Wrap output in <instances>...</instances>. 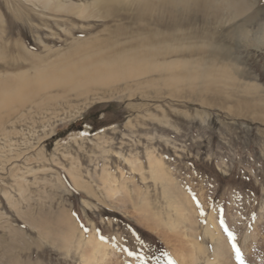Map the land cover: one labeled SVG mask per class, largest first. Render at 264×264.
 I'll return each instance as SVG.
<instances>
[{
    "label": "rangeland",
    "instance_id": "rangeland-1",
    "mask_svg": "<svg viewBox=\"0 0 264 264\" xmlns=\"http://www.w3.org/2000/svg\"><path fill=\"white\" fill-rule=\"evenodd\" d=\"M164 1L0 0V80L20 82L0 94V264H239L224 227L245 264H264V72L234 76L242 88L227 99L173 95L157 78L82 83L57 69L95 44L139 52L151 37L164 44L168 33L193 28L220 33L240 68L250 62L226 34L240 20L175 31ZM253 6L264 9V0ZM82 129L89 134L72 136ZM150 154L164 179L150 171Z\"/></svg>",
    "mask_w": 264,
    "mask_h": 264
},
{
    "label": "bare ground",
    "instance_id": "bare-ground-1",
    "mask_svg": "<svg viewBox=\"0 0 264 264\" xmlns=\"http://www.w3.org/2000/svg\"><path fill=\"white\" fill-rule=\"evenodd\" d=\"M254 1L255 0L164 1L166 4L164 5L167 8V20L165 23L167 29H174L176 31L177 27H187L197 20L213 24H215V22H220L222 18L227 20H240L239 25H233L226 34L230 33L229 43H242L243 48L248 51L250 57V60L249 58L248 60L250 62L246 63L247 66H241L240 68L238 66V60L231 56V49H223L222 46L218 44L216 38L217 36H221L220 33H215L216 37L214 33H212V36L207 37V33L193 28L192 30H179V32L176 33H168L164 36V39H162L164 44H159L162 43L159 42L160 39L151 37V42H149L150 40L148 39L146 44H140L141 48H147L139 52H130L129 48L124 47L111 49L108 48L107 45L95 44V46L86 48L87 50L85 52L83 51L81 54H78L72 62L69 60L71 63L65 64L70 67L57 68V66L56 68L58 70H63L67 74L71 71H75L76 77L74 80H82V83H86L90 78H115V81L122 80L124 84L127 85L129 82H135V84L151 82L157 78L168 83V86H170V94L173 95L179 96L180 93L189 91L193 94L212 93L217 96L226 95L225 98L227 99L233 98L232 96L238 95L237 88H242L241 86L231 84V80L234 79V76L242 80L248 78L251 72L256 69L264 72V24H260V18L264 17V9L263 7H254ZM174 12L178 13V18L175 17L173 14ZM253 25H257L258 31L251 37L248 26L253 27ZM223 36V40L226 41L225 35ZM71 67L73 68L71 69ZM68 77L67 75L63 79L68 82L72 81L73 76H71V78L69 77V80ZM58 84L59 83L56 82H46L42 85V88L57 87ZM19 85L20 82L14 78L1 79L0 94L7 90L15 89ZM71 85L74 86L77 85V83ZM71 85L68 86L71 87ZM42 88L40 87V89ZM68 88L69 87H64L62 90H67ZM39 90L36 91L35 94L39 92ZM109 90L113 91L111 88ZM49 93L50 91L40 96L42 99H46V95H49ZM259 101H264V99L258 98L257 103ZM257 103H254V106ZM246 106H249V104H246ZM13 109L14 107H9L6 113L7 118H9V115L13 114ZM22 113V111H19V115ZM88 134L89 132L86 129H82L72 136H87ZM152 157L153 156L150 154L148 160L150 171L154 173L159 172L160 174L157 177L164 179L163 173L161 174L160 172L162 170L160 163ZM176 202L178 204L177 210L182 211L184 204L187 203V199L176 200ZM209 219L210 223L214 226L211 216ZM208 227L206 228V233L210 238L217 240L218 243L216 257L221 258L227 251L224 240L215 235L216 232L211 226Z\"/></svg>",
    "mask_w": 264,
    "mask_h": 264
},
{
    "label": "snow or ice",
    "instance_id": "snow-or-ice-1",
    "mask_svg": "<svg viewBox=\"0 0 264 264\" xmlns=\"http://www.w3.org/2000/svg\"><path fill=\"white\" fill-rule=\"evenodd\" d=\"M194 199H195V197H194ZM197 206H198L199 210L201 211V213H203V211H204L203 206L200 205L198 200H197ZM218 214H219V218H220V224L225 225L226 221L224 219V209L219 208ZM250 218L255 220V218H256L255 213H253ZM224 231L227 233V239L231 242L232 250L235 253V260L238 261L239 264H245V259H244L242 252H241V249L237 246V237H236L235 232L232 231L228 227H224ZM101 238H103V237H101ZM129 254L131 255L132 253H129ZM169 264H174V262L170 260Z\"/></svg>",
    "mask_w": 264,
    "mask_h": 264
}]
</instances>
